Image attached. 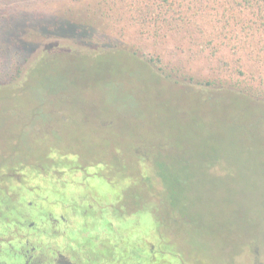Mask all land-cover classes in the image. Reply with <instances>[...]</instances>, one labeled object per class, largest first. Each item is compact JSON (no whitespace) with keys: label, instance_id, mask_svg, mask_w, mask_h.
I'll use <instances>...</instances> for the list:
<instances>
[{"label":"rangeland","instance_id":"obj_1","mask_svg":"<svg viewBox=\"0 0 264 264\" xmlns=\"http://www.w3.org/2000/svg\"><path fill=\"white\" fill-rule=\"evenodd\" d=\"M65 3L0 0V198L8 194L12 209L29 212L24 203L37 202L41 184L48 190L43 209H50L54 195L45 181L54 176L57 155L76 153L89 173L92 161L110 167L98 175L118 168L127 186L120 190L119 264H264V101L175 81L127 50L26 30L27 23L54 20ZM207 60L196 53L186 65L199 74L210 67ZM66 186L61 203L87 193ZM150 192L159 196L155 203ZM105 193L101 184L99 194L72 206L98 212ZM100 254L88 264H115L108 247ZM42 264H51L50 253Z\"/></svg>","mask_w":264,"mask_h":264},{"label":"trees","instance_id":"obj_2","mask_svg":"<svg viewBox=\"0 0 264 264\" xmlns=\"http://www.w3.org/2000/svg\"><path fill=\"white\" fill-rule=\"evenodd\" d=\"M34 23H27L26 30L31 28L36 35L66 33L73 41H96L155 62L175 81L233 90L264 101V0H66L54 20ZM184 50L190 52L186 59L181 56ZM204 52L210 67L192 74L186 64ZM156 176L163 178L165 171ZM147 183L145 188L152 190L150 178ZM6 197L0 198L1 253L6 242L14 249L22 238V232L15 230L20 212ZM7 208L12 212H3ZM1 223L13 228L9 231ZM5 259L0 264H19L18 259L13 263Z\"/></svg>","mask_w":264,"mask_h":264},{"label":"flooded vegetation","instance_id":"obj_3","mask_svg":"<svg viewBox=\"0 0 264 264\" xmlns=\"http://www.w3.org/2000/svg\"><path fill=\"white\" fill-rule=\"evenodd\" d=\"M57 158L60 160L55 168L54 176H51L45 182L51 184L53 190V198L51 207L43 209V202L48 198L44 185L39 184L37 186L38 194L36 195L37 202L34 207H30L29 212L25 210H17L20 212L21 220H19L20 231L22 232V238L20 244H17L16 249L11 248L10 242H6L2 252L5 255L11 257L14 255L15 259H18L19 264H42L45 260L47 263V256L51 255V264H88L91 258L98 256L100 251L104 247H108L109 258H115V264H119L121 259L117 246L120 244L123 238V209L120 201L123 200V193L120 190H124L127 186H121L123 179H120L118 168L116 171H108L110 174L98 175L97 171L108 168L107 163L104 161L93 162L92 173L85 171L84 165H82V158L80 154H73L71 157H66L64 154H58ZM67 158L70 161H67ZM144 158V157H143ZM145 159V158H144ZM89 161L87 164H89ZM95 163V165H94ZM67 164L75 165L76 170H69ZM66 165L65 167H63ZM60 166V168H59ZM67 167V168H66ZM59 168V169H58ZM110 168V167H109ZM108 168V169H109ZM68 169V170H67ZM38 176V174H37ZM92 177L89 183L87 178ZM70 181L69 186H75L86 188V194L77 198H71V202H59L58 196L66 194L65 188L67 184H63L62 181ZM17 182H19L16 179ZM15 181V182H16ZM92 181V182H91ZM44 182V181H43ZM44 182V183H45ZM61 182V183H60ZM93 183V184H92ZM11 184V181H10ZM92 184V185H91ZM103 184L107 193L102 195V199L106 200V204L100 210L89 212L90 204L83 209L75 210L72 206V201L87 200L92 194H99V190ZM50 185V186H51ZM120 186V187H119ZM115 187V188H113ZM36 188V187H35ZM113 188V190L111 189ZM102 191V190H101ZM148 193L149 199L157 200L155 194ZM9 197L10 195L7 194ZM154 197V198H153ZM5 198H7L5 196ZM25 206H31V202L26 200ZM0 212H2L0 210ZM3 212H12L10 208L4 209ZM106 212V213H100ZM2 227H7L8 230L13 228L8 223H1ZM5 225V226H4ZM16 226V228H17ZM15 227V226H14ZM52 235L45 243L42 242L44 236ZM36 238V242L33 243L32 239ZM96 238V245L91 249L87 245L90 241ZM111 244V248L107 244ZM115 247H113V244ZM133 244V243H132ZM134 259H139L142 256L140 254L138 244H133ZM116 249V252L112 251ZM151 246L150 249H153ZM122 249V250H121ZM121 253L123 248H121ZM0 252V260L2 257ZM101 255V254H100ZM5 259V258H4ZM6 260V259H5Z\"/></svg>","mask_w":264,"mask_h":264}]
</instances>
